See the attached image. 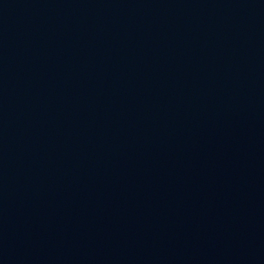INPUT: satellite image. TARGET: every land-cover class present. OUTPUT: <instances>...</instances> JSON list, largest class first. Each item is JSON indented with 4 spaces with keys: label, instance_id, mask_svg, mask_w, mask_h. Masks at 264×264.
<instances>
[{
    "label": "water",
    "instance_id": "obj_1",
    "mask_svg": "<svg viewBox=\"0 0 264 264\" xmlns=\"http://www.w3.org/2000/svg\"><path fill=\"white\" fill-rule=\"evenodd\" d=\"M0 264H264V0H0Z\"/></svg>",
    "mask_w": 264,
    "mask_h": 264
}]
</instances>
